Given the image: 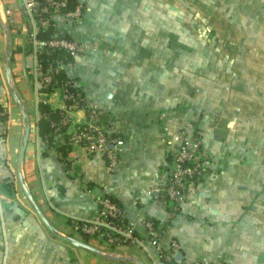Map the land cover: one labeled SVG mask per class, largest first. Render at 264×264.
Segmentation results:
<instances>
[{
    "label": "crops",
    "instance_id": "0c3cea01",
    "mask_svg": "<svg viewBox=\"0 0 264 264\" xmlns=\"http://www.w3.org/2000/svg\"><path fill=\"white\" fill-rule=\"evenodd\" d=\"M84 2L82 22L58 17L82 44L63 67L122 135L119 163L111 171L102 152L70 143L66 170L38 125L39 96L62 107V86L41 92L34 22L24 0H0V264H167L162 250L171 264H264V0ZM85 117L76 109L69 130ZM184 125L218 163L172 213L154 189ZM102 193L119 199L141 243L104 250L74 231L99 213ZM144 218L163 228L158 243Z\"/></svg>",
    "mask_w": 264,
    "mask_h": 264
},
{
    "label": "built area",
    "instance_id": "2783aa9c",
    "mask_svg": "<svg viewBox=\"0 0 264 264\" xmlns=\"http://www.w3.org/2000/svg\"><path fill=\"white\" fill-rule=\"evenodd\" d=\"M70 1L24 0L25 7L34 22L31 38L38 52L45 44V41L37 37L41 25L46 26L53 23L58 28V17H62L64 23L83 21L84 0H74L73 8L68 7ZM49 43L66 45L74 54L82 49V44L76 39H54ZM36 73L40 75L38 78L44 86H48L53 81L51 72L43 74L42 71L36 69ZM61 86L65 104L62 107H55L59 108V117L51 121L56 133L55 139H63L66 134H69V141L72 145L82 147L89 153L102 152L108 168L113 171L119 163L120 152L124 145L122 135L112 126L100 121L101 108L89 102L76 82L68 79ZM41 101L48 102L47 97L40 95L38 102ZM78 108L86 111V117L78 121L72 130H69L74 119V111ZM177 138L179 143L171 149L174 151V159L169 172L171 173L170 179L166 177L164 184L156 186L154 192L160 193L161 203L166 204L167 198L170 197L176 201L174 208L180 209V204L186 197L190 186L197 185L194 177L205 178L211 174L218 163V158L204 147L201 135L195 134L190 125L182 126ZM97 199L100 206L99 213L88 219H75L72 226L76 233L87 235L91 241L104 250L116 245H136L142 242L143 239L136 230V221L126 216L121 205L111 199L107 193H102ZM143 220L147 228V238L153 243H158L162 234L161 226L156 225L151 218ZM160 256L168 261L174 259V253L171 251L162 250ZM188 264L202 263L200 259H196Z\"/></svg>",
    "mask_w": 264,
    "mask_h": 264
},
{
    "label": "trees",
    "instance_id": "16d2710c",
    "mask_svg": "<svg viewBox=\"0 0 264 264\" xmlns=\"http://www.w3.org/2000/svg\"><path fill=\"white\" fill-rule=\"evenodd\" d=\"M75 1L71 0L69 3V8L74 7ZM37 37L43 41H45V44L41 46L38 52V63L36 66V69L38 71H42L43 74H46L47 72H51L53 76V81L48 85L44 86L41 89V92L50 94L55 87L60 86L63 84L64 81L71 79L72 82H76L73 78L69 77L66 73L63 65L73 63L75 61V54L72 52V50L67 47L66 45L62 44H51L49 43L50 40L54 39H74V37L68 33L67 31H60L53 23H50L48 25H41L39 28V31L37 33ZM81 51H78V53ZM38 77L40 75H37ZM2 109V108H1ZM39 110L41 113V116L38 120L39 130L41 135L50 143L51 145H56V147L61 151V159L64 163V167L66 170L70 167L71 161L68 158V151L70 149V141H69V134H66L63 139L56 140L55 139V129L51 125L52 119L59 117V108L53 107L49 102H39ZM7 115L6 112L0 115L1 119H6ZM104 115L102 113L100 114L99 118L100 121L103 123L104 121ZM107 122H109L110 118H105ZM193 132L195 134L200 135V130L198 127L193 129ZM173 159H174V151H168L167 156V179H170L171 173L170 170L173 165ZM204 178L201 177H194V180H196V183H200ZM158 196L160 197V193L156 192ZM108 196L111 197L114 201H116L119 205H122V203L119 201L117 197H115L111 193H107ZM169 210L172 213H175L179 211V209H175L176 201L173 198L168 197L167 202L165 204ZM81 221V220H80ZM156 225H159V223L154 220ZM159 227V226H158ZM161 231H163V228L161 227ZM87 236V235H86ZM88 237V236H87ZM167 264H171L170 261L165 260Z\"/></svg>",
    "mask_w": 264,
    "mask_h": 264
},
{
    "label": "water",
    "instance_id": "95a60500",
    "mask_svg": "<svg viewBox=\"0 0 264 264\" xmlns=\"http://www.w3.org/2000/svg\"><path fill=\"white\" fill-rule=\"evenodd\" d=\"M30 132H31V123H27L26 125V131H25V134H24V138H23V144L21 145V149H20V153H19V161H22L23 158H24V155H25V150H26V146H27V143L29 141V137H30ZM20 181L28 195V197L31 199V201L34 203V205L36 206L38 212L40 213L41 217L44 219V221L46 223H49L47 217L45 216V214L43 213V211L41 210V208L39 207V205L37 204L34 196L32 195V193L30 192L29 188L27 187L22 175L20 174ZM72 242L77 244V245H83V246H86V247H89V248H95L92 244H90L89 242L87 241H84V240H81L77 237H74V236H71L70 237ZM175 257L178 259V260H181L183 259V254L182 252L178 251L175 255Z\"/></svg>",
    "mask_w": 264,
    "mask_h": 264
}]
</instances>
